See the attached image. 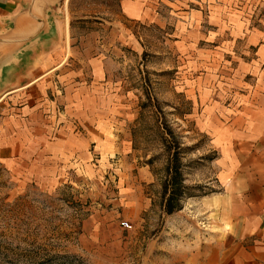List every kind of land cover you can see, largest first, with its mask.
<instances>
[{"label": "rangeland", "instance_id": "1", "mask_svg": "<svg viewBox=\"0 0 264 264\" xmlns=\"http://www.w3.org/2000/svg\"><path fill=\"white\" fill-rule=\"evenodd\" d=\"M126 1L59 0L69 71L37 120L0 104V264H243L213 129L264 0Z\"/></svg>", "mask_w": 264, "mask_h": 264}, {"label": "crops", "instance_id": "2", "mask_svg": "<svg viewBox=\"0 0 264 264\" xmlns=\"http://www.w3.org/2000/svg\"><path fill=\"white\" fill-rule=\"evenodd\" d=\"M31 1L0 0V31L8 34L17 28ZM126 10H135V17H140L143 0H127ZM56 12L53 7L39 35L0 65V104L7 102L4 108L14 118L37 120L49 106L46 97L55 76L69 71L65 69L69 39ZM248 42L256 47L257 55L244 67L251 82L235 92L233 110L239 113L233 111L232 126L215 125L213 132L215 142L225 151L227 215L244 254L243 264H264V33L253 31ZM65 85L66 91L73 87L69 82ZM241 142L247 146L245 151L238 145Z\"/></svg>", "mask_w": 264, "mask_h": 264}, {"label": "water", "instance_id": "3", "mask_svg": "<svg viewBox=\"0 0 264 264\" xmlns=\"http://www.w3.org/2000/svg\"><path fill=\"white\" fill-rule=\"evenodd\" d=\"M59 0H32L26 17L18 23V27L5 34L0 31V65L15 56L26 43L33 40L41 32L48 13Z\"/></svg>", "mask_w": 264, "mask_h": 264}, {"label": "built area", "instance_id": "4", "mask_svg": "<svg viewBox=\"0 0 264 264\" xmlns=\"http://www.w3.org/2000/svg\"><path fill=\"white\" fill-rule=\"evenodd\" d=\"M126 226H130L129 223H126Z\"/></svg>", "mask_w": 264, "mask_h": 264}, {"label": "bare ground", "instance_id": "5", "mask_svg": "<svg viewBox=\"0 0 264 264\" xmlns=\"http://www.w3.org/2000/svg\"><path fill=\"white\" fill-rule=\"evenodd\" d=\"M67 24V23H66ZM68 26V25H67ZM69 51V50H68Z\"/></svg>", "mask_w": 264, "mask_h": 264}]
</instances>
